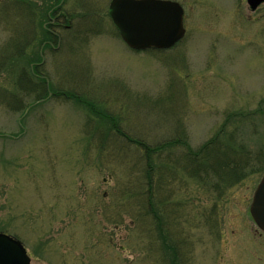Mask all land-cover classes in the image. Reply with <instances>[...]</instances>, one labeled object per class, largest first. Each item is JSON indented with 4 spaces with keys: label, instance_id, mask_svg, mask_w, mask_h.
<instances>
[{
    "label": "rangeland",
    "instance_id": "374dc122",
    "mask_svg": "<svg viewBox=\"0 0 264 264\" xmlns=\"http://www.w3.org/2000/svg\"><path fill=\"white\" fill-rule=\"evenodd\" d=\"M56 1L0 0V231L19 238L33 264H167L145 153L107 117L143 143L184 134L196 149L226 112L259 108L239 131L240 122L228 128L264 147V3L253 11L247 0H175L183 39L135 50L117 35L111 0ZM45 29L59 36L51 48L40 41ZM39 50L35 68L53 93L36 100L41 88L26 93L17 82ZM179 145L153 157L167 241L181 238L188 264H264V233L249 214L263 172L221 193L188 176Z\"/></svg>",
    "mask_w": 264,
    "mask_h": 264
},
{
    "label": "trees",
    "instance_id": "16d2710c",
    "mask_svg": "<svg viewBox=\"0 0 264 264\" xmlns=\"http://www.w3.org/2000/svg\"><path fill=\"white\" fill-rule=\"evenodd\" d=\"M7 1L9 0H6V2ZM20 1L21 3H24L26 0ZM48 13L49 8H47V12L45 15L46 19L49 18ZM52 14H54V12ZM43 29L44 28H42V30ZM47 34L49 33L46 31V29L44 33L40 32V37H42L40 38V41L44 42L48 38L52 40L58 39L57 36L52 35L54 33H52L50 37ZM23 74L24 76L21 80H26L29 85H27V87H24L22 85L21 87H23L22 89L30 93L35 89V86L33 85L32 74L31 76L25 74V72ZM44 82L46 83L45 80ZM36 87L41 88V92L38 93L37 100L47 97L50 94L47 85L45 86L38 84L36 85ZM59 92L60 91H57L56 93ZM68 94L70 95L68 96L70 98L76 97V95L71 92ZM82 101L84 102L85 106L91 111V109L94 107L93 103H90L84 99H82ZM260 106H264V99L261 101ZM257 110L252 112L240 111L232 113V115L230 114L231 112H227V115L229 116H225V121L223 125H221V127L217 130L216 135L206 140L196 149L192 148L188 144L184 134H181L179 135V137L171 139L167 143L163 144L159 143L156 145H149L147 143H143L142 141L134 139L127 135L119 128L117 120L114 117H111V115H108L107 118H110L113 121V126H111L112 129L118 131L119 135L128 138L130 142L137 143L144 150L148 166L145 176L147 178L146 194H148L147 200L148 207L150 208L149 213L152 215L153 220L155 219L154 222H156L157 237L161 241L162 249L166 257L170 260L167 261V264H183L184 251H182V243L178 238L172 243H169L167 241L168 234L165 233L164 229L162 228L163 223H160L161 215L158 213V210L156 208L159 206L158 203L160 202L159 190L165 182L161 178L157 180L154 178L156 174H158L159 177L161 176L159 175L160 172L158 173V171L162 172L163 167L160 168L159 166H157L156 163H154L153 157L160 153L167 145H184L186 148L185 154L183 155V169L187 171V174L200 183L209 185L212 188H220L222 189L221 191H223L224 189H227L243 181L244 178L249 176L251 173H261L264 171V147L260 146V148L258 149H251L249 147L250 145L244 139L243 133H241L242 135H237L236 132L239 131L244 125L246 126L248 124V122L252 118L251 115H255L258 112ZM232 118L234 119L233 121ZM237 119H239V121H237ZM237 122H240V125H237L235 127L236 131L232 129L230 130L228 128V124L232 125ZM232 151L235 152V157L229 155L230 153H233ZM171 260L174 263H171Z\"/></svg>",
    "mask_w": 264,
    "mask_h": 264
},
{
    "label": "water",
    "instance_id": "95a60500",
    "mask_svg": "<svg viewBox=\"0 0 264 264\" xmlns=\"http://www.w3.org/2000/svg\"><path fill=\"white\" fill-rule=\"evenodd\" d=\"M252 9L264 0H247ZM109 14L123 39L133 48H169L185 34L184 9L174 0H111ZM264 229V175L250 205ZM0 264H32L22 242L0 232Z\"/></svg>",
    "mask_w": 264,
    "mask_h": 264
}]
</instances>
